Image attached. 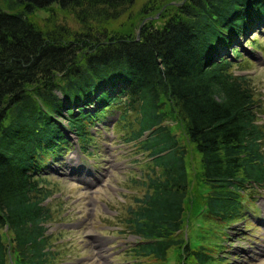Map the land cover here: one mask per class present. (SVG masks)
I'll use <instances>...</instances> for the list:
<instances>
[{"label":"trees","instance_id":"trees-1","mask_svg":"<svg viewBox=\"0 0 264 264\" xmlns=\"http://www.w3.org/2000/svg\"><path fill=\"white\" fill-rule=\"evenodd\" d=\"M2 1L0 264H56L46 227L52 193L41 169L67 145L57 119L85 150L88 126L113 111L127 129L124 143L148 158L146 190L125 221L142 240L133 252L165 264L176 250L179 264H215L206 245L177 239L194 201L188 152L167 121L178 122L200 166L206 194L195 215L214 231L236 224L248 189L264 186V127L250 82L234 74L233 44L264 23V0H186L160 26L145 22L133 36L110 25L134 0ZM53 6L80 29L54 18L42 29L32 20Z\"/></svg>","mask_w":264,"mask_h":264},{"label":"rangeland","instance_id":"rangeland-1","mask_svg":"<svg viewBox=\"0 0 264 264\" xmlns=\"http://www.w3.org/2000/svg\"><path fill=\"white\" fill-rule=\"evenodd\" d=\"M185 1L134 0L120 10L119 17L110 25V31L133 36L145 22L160 26L163 14ZM0 8L6 10L2 0ZM51 18L72 31L80 29L74 16L57 6L35 12L32 20L44 29L48 25L46 20ZM257 24L234 44L240 51L234 74L250 82L261 110L258 124L264 127V27H259L264 23ZM231 55L229 49L224 53V57L231 58ZM85 109L94 111L95 107ZM118 116L115 111L104 113L88 126L90 140L85 150L66 129L67 122L57 119L67 145L56 154L46 156L41 169L45 185L52 193L46 200L52 211V220L46 227L56 253V264H161L152 257H137L133 252L142 240L132 234L125 221L130 217L128 209L137 207L136 201L146 190L140 183H146L145 177L141 176L144 171H149L146 167L148 158L138 152L134 144L124 143L128 133L127 129L119 128ZM167 128L176 134L188 152L187 194L194 201L186 208L184 226L177 239H188L190 244L195 240L206 245L205 250L212 253L215 264H264V224H259L260 221L264 223V188L248 189L243 198L242 218L236 224L229 227L217 225L215 231L209 229L202 213L195 215L202 209L198 202L206 194V188L200 182L197 156L188 146L175 119L167 121ZM85 173H90L87 178ZM140 177L141 181L138 180ZM93 234L92 240L86 238ZM177 253L170 250L165 264H179Z\"/></svg>","mask_w":264,"mask_h":264},{"label":"water","instance_id":"water-1","mask_svg":"<svg viewBox=\"0 0 264 264\" xmlns=\"http://www.w3.org/2000/svg\"><path fill=\"white\" fill-rule=\"evenodd\" d=\"M137 38H138V35H137Z\"/></svg>","mask_w":264,"mask_h":264},{"label":"bare ground","instance_id":"bare-ground-1","mask_svg":"<svg viewBox=\"0 0 264 264\" xmlns=\"http://www.w3.org/2000/svg\"><path fill=\"white\" fill-rule=\"evenodd\" d=\"M234 45V44H233Z\"/></svg>","mask_w":264,"mask_h":264}]
</instances>
